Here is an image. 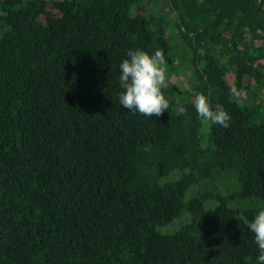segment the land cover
<instances>
[{
  "label": "trees",
  "instance_id": "obj_1",
  "mask_svg": "<svg viewBox=\"0 0 264 264\" xmlns=\"http://www.w3.org/2000/svg\"><path fill=\"white\" fill-rule=\"evenodd\" d=\"M129 49L186 71L160 117L119 103ZM261 210L264 2L0 0V264H256Z\"/></svg>",
  "mask_w": 264,
  "mask_h": 264
},
{
  "label": "clouds",
  "instance_id": "obj_2",
  "mask_svg": "<svg viewBox=\"0 0 264 264\" xmlns=\"http://www.w3.org/2000/svg\"><path fill=\"white\" fill-rule=\"evenodd\" d=\"M127 57L120 64L119 84L124 91L119 94V103L133 114L139 113L148 118L153 115L162 116L170 107V102L163 93L168 81V65L163 50L157 49L150 55L140 49H129ZM194 108L202 123L230 127L231 116L220 104H216L213 109L204 94H196ZM186 111L177 101L176 114L186 115ZM151 147L145 146L144 151H150ZM248 228L254 234V241L258 245L256 264H264V210L254 216L248 223Z\"/></svg>",
  "mask_w": 264,
  "mask_h": 264
},
{
  "label": "rangeland",
  "instance_id": "obj_3",
  "mask_svg": "<svg viewBox=\"0 0 264 264\" xmlns=\"http://www.w3.org/2000/svg\"><path fill=\"white\" fill-rule=\"evenodd\" d=\"M175 42H179V39H174ZM186 71L184 69L181 70V68H179V70L176 72V74H174L173 76H171L168 80V82H171L173 84L179 85L181 86V81H184V78L186 77ZM233 85V84H232ZM238 96V98H244V97H240L238 94H236ZM244 95V94H243ZM174 228H177V226L172 227L171 229H169L170 231H173Z\"/></svg>",
  "mask_w": 264,
  "mask_h": 264
},
{
  "label": "built area",
  "instance_id": "obj_4",
  "mask_svg": "<svg viewBox=\"0 0 264 264\" xmlns=\"http://www.w3.org/2000/svg\"><path fill=\"white\" fill-rule=\"evenodd\" d=\"M260 2H264V0H259Z\"/></svg>",
  "mask_w": 264,
  "mask_h": 264
}]
</instances>
